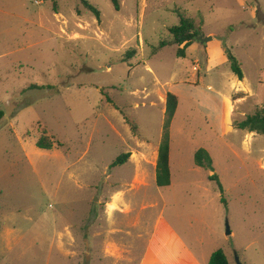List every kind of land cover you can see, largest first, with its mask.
Segmentation results:
<instances>
[{
	"label": "rangeland",
	"instance_id": "obj_1",
	"mask_svg": "<svg viewBox=\"0 0 264 264\" xmlns=\"http://www.w3.org/2000/svg\"><path fill=\"white\" fill-rule=\"evenodd\" d=\"M87 1L100 19L81 0H0V264H264V135L217 120L241 80L228 58L204 64L212 41L161 48L179 13L229 48L241 122L264 108V0ZM165 89L179 105L160 188Z\"/></svg>",
	"mask_w": 264,
	"mask_h": 264
},
{
	"label": "trees",
	"instance_id": "obj_2",
	"mask_svg": "<svg viewBox=\"0 0 264 264\" xmlns=\"http://www.w3.org/2000/svg\"><path fill=\"white\" fill-rule=\"evenodd\" d=\"M85 7L95 14V16L100 19V11L93 6L87 0H81ZM114 9L119 11L121 9V0H111ZM180 23L178 26H174L170 29L172 35V40L170 42H164L161 44V48L167 46L168 44L176 45L178 47L177 56L179 58L186 57V51L194 45L197 41V37L201 34V27H198L195 20L187 17L184 13H179ZM225 53L230 63L232 72L239 80L244 79V73L242 68L232 54L231 50L225 47ZM130 55L128 59H130ZM179 99L176 95L172 93L167 94L166 102V112L163 125L162 138L158 150V160L156 164V180L157 185L160 188L168 187L171 185V167H170V153H171V126L178 109ZM2 116V112H0ZM127 123L130 121L127 119ZM235 127L237 129L247 131L249 133H257L264 135V108L258 109L254 114L246 116V118L241 122H235ZM37 147L40 149L49 150L52 149V144L46 140L41 139L37 143ZM130 158V154H124L120 156L113 166H119L126 163ZM195 163L198 167L213 171V161L209 152L205 149H200L195 154ZM210 180L218 181V176L215 174L210 176ZM225 202V199L223 200ZM209 264H230L228 257L223 250H218L214 252L211 257Z\"/></svg>",
	"mask_w": 264,
	"mask_h": 264
},
{
	"label": "crops",
	"instance_id": "obj_3",
	"mask_svg": "<svg viewBox=\"0 0 264 264\" xmlns=\"http://www.w3.org/2000/svg\"><path fill=\"white\" fill-rule=\"evenodd\" d=\"M212 43L214 45L213 47H211ZM211 46L206 47V50H205L206 57H205L204 64L208 67L210 66L209 68H214V67L218 68L220 64H222V63L225 64L227 62V56H226L224 49L222 48V42L221 41L212 40ZM213 48H214V50H213ZM195 68L198 69V72L200 71L201 65L199 64V62L198 63L196 62ZM244 79H245V75H244ZM242 81L234 83L235 96L232 99L229 97H225V96L222 97V99H223L222 114L220 117H217V120L219 121V123H218L219 130L222 132V134H227L235 128V125H234L235 113L237 110L238 111L240 110L236 106L242 104L249 94L248 93L249 90L247 89L248 87L246 85H244V83ZM208 88H209V90H212L211 86H209ZM146 93H147L146 96H148V92H146ZM168 93H169V91L166 89L161 90V92L158 96L160 104L163 106L164 113L166 112V102H167V94ZM242 93L245 96H240ZM253 134L254 133H250V135H253ZM157 159H158V156L156 158V162H157ZM155 167H156V165H155ZM119 198H120V196L115 197L112 200L113 203L109 204V212H113L118 207L117 202H118Z\"/></svg>",
	"mask_w": 264,
	"mask_h": 264
},
{
	"label": "water",
	"instance_id": "obj_4",
	"mask_svg": "<svg viewBox=\"0 0 264 264\" xmlns=\"http://www.w3.org/2000/svg\"><path fill=\"white\" fill-rule=\"evenodd\" d=\"M213 37H205L204 35H200L197 37V41L200 42L201 44L205 45L208 42L212 41ZM227 234H231L229 225L227 226ZM238 264H240L239 259L237 258Z\"/></svg>",
	"mask_w": 264,
	"mask_h": 264
},
{
	"label": "built area",
	"instance_id": "obj_5",
	"mask_svg": "<svg viewBox=\"0 0 264 264\" xmlns=\"http://www.w3.org/2000/svg\"><path fill=\"white\" fill-rule=\"evenodd\" d=\"M37 4H40L39 2H36Z\"/></svg>",
	"mask_w": 264,
	"mask_h": 264
}]
</instances>
